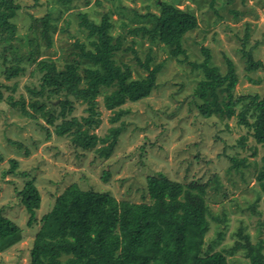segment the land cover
<instances>
[{"label":"rangeland","instance_id":"1","mask_svg":"<svg viewBox=\"0 0 264 264\" xmlns=\"http://www.w3.org/2000/svg\"><path fill=\"white\" fill-rule=\"evenodd\" d=\"M13 1L19 8L10 19L17 29L14 38L8 43L13 46L8 51L9 64L12 58L20 59L25 70L18 77L8 78L5 75L6 65L0 57V155L3 157L0 160V210L23 228L24 238L0 252V264L31 262L34 239L43 224L42 216L53 208L57 197L71 184L77 183L84 190L110 192L117 200L151 202L148 177L160 172L185 184L192 181L206 184L207 202L211 209V225L206 238L209 242L212 238L215 241L221 231L223 234V241L215 244L214 249L234 245L236 232L241 226L249 232L253 242L264 239V192L256 208L261 214L254 212L257 190L260 188L256 179V166L260 168L262 164L264 146L250 137L248 145L242 149L238 140L247 130L238 126L237 119L201 115L195 105L194 90L203 74L200 70H193L187 60L201 57V48L205 46L212 51V62L224 72L227 69L226 56H229L236 63L239 76L235 91L239 94L263 93L264 81L253 84L248 74L264 79V67L248 73L244 51L254 48V58L264 62V0H216L218 14L211 8L212 0H165L193 12L200 26L185 37L184 49L188 56L179 53L175 58H170L169 49L155 46L157 61L164 60L158 72L157 84L148 98L137 102L128 100L123 105L129 112L117 124L124 120L126 125L109 158L99 156L93 149L75 146L70 136L59 137L55 126L47 123L44 117L30 119L6 100L10 95L16 100L21 96L29 100L31 94L28 87L40 86L39 73L33 72L37 62L27 59L33 49L40 50L38 61L60 58L63 63L64 57L78 50L75 48L78 38L90 45L89 32L79 31L78 12L87 11L90 18L100 21L101 13L111 6V1L74 0L72 7L55 21V28H51V46L43 37L41 19L50 8L60 6L63 9L64 5L59 0ZM118 1L113 0V10ZM121 2L131 10L136 8L142 13H145V6L150 4V11L159 13L156 0ZM231 10L239 11L240 15L235 17ZM66 18L70 19V25H66ZM113 20L117 24L112 33L119 34L120 15L114 14ZM247 28L250 37L244 45ZM131 40L136 41L134 47L139 50V57L145 60L150 38L126 33L124 45L131 44ZM2 49L0 44V52ZM115 57L131 63L132 78L147 75L131 51H120ZM15 83L18 84L16 90L13 89ZM58 101L54 98L52 103ZM96 102V108L101 112V124L92 132L104 136L113 126L110 119L114 114L105 107L103 95L98 96ZM88 106L87 103L76 101L72 115L87 116ZM56 111H60V108L57 107ZM62 120L59 118L55 122L60 123ZM46 128L52 133L50 138L47 137ZM13 141L24 144L28 150ZM255 149L257 151L254 154ZM237 155L247 157L251 164L243 168L245 173L231 168L230 157ZM11 159L18 160V170L6 173L11 168ZM30 174L35 176L34 182L41 194L37 222L32 226L28 224L30 214L22 204L19 192L26 179L31 178ZM236 258L240 259V264L248 261L238 254Z\"/></svg>","mask_w":264,"mask_h":264},{"label":"trees","instance_id":"2","mask_svg":"<svg viewBox=\"0 0 264 264\" xmlns=\"http://www.w3.org/2000/svg\"><path fill=\"white\" fill-rule=\"evenodd\" d=\"M59 1L64 8L52 7L41 19L43 37L48 46L53 45L51 28H55V21L72 7L74 0ZM109 1L112 4L105 12H100V21L90 18L87 11L78 12L79 31L89 32L90 45L78 38L75 45L78 50L64 57L63 63L60 58L38 61L40 50L33 49L27 59L37 62L33 72L39 73L40 86L28 87L32 96L29 100L23 96L16 100L12 95L6 100L30 119L44 117L47 123L55 126L59 137L70 136L75 146L93 149L104 158L110 157L125 128L124 120L117 124L129 112L123 105L128 100L137 102L148 98L157 84L158 72L164 60L157 61L155 46L169 49L170 58H175L179 53L187 55L185 37L200 26L193 12L179 8L172 1L156 0L159 13L151 12L150 4L143 9L145 13L136 8L131 10L123 5L122 0L115 3L113 10V0ZM215 2L212 0L211 8L218 14ZM17 8L19 5L13 0H0V44L3 48L0 57L6 65L5 75L10 79L18 77L25 70L20 59L12 58L9 64L8 51L13 46L8 43L17 29L10 19ZM231 11L235 17L240 15L239 11ZM116 13L121 18L119 34L112 33L117 24L113 20ZM65 23L70 25V19L66 18ZM126 33L150 38L145 60L139 57V50L134 47L135 40L124 45ZM248 37L249 28L244 45ZM253 50L244 51L248 73L264 67L262 60L254 58ZM120 51L134 53L147 75L132 78L131 63L115 57ZM201 52V57L187 59L193 70H200L203 74L194 90L196 108L204 117L218 115L221 119H237L238 126L247 130L238 140L242 149L248 145L250 137L264 146V91L237 93L239 76L236 63L226 56L227 69L223 72L220 66L212 62L210 48L203 46ZM248 79L253 84L264 81L263 77L251 74H248ZM17 86L15 83L13 89L16 90ZM100 95L104 96L105 107L114 114L110 119L113 126L104 136L92 132L101 124V112L96 108V99ZM54 98L59 100L56 102L60 108L58 112L56 103H52ZM76 101L89 104L87 116L72 115ZM59 118H63L62 122L56 123ZM46 132L50 138L51 131L46 128ZM13 143L24 146L18 141ZM230 160L231 168L241 173L251 166L247 157L237 155L230 157ZM261 161L260 168L256 166L260 188L257 190L254 212L258 214H261L256 210L258 200L264 192V155ZM10 164L11 168L6 173L17 172L18 160L11 159ZM29 176L31 178L26 179L19 192L21 202L30 214L28 224L32 226L37 222L41 194L34 182L35 176ZM104 178L108 179L107 176ZM148 191L151 202L134 203L117 200L110 192L84 190L77 183L71 184L57 197L53 208L42 216L43 224L36 233L31 262L28 264H240L237 254L248 259L249 262L243 264H264V239L253 242L244 226L236 232L237 238L232 246L214 249L215 244L223 241L222 231L215 241L213 238L210 240L212 243L208 241L206 236L211 225V209L207 202L206 184L193 181L185 184L160 172L148 177ZM23 238V228L0 210V252Z\"/></svg>","mask_w":264,"mask_h":264}]
</instances>
